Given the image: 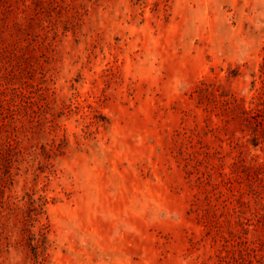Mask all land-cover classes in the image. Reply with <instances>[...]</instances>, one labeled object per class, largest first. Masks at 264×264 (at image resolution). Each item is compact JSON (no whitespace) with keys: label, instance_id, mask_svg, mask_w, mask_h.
<instances>
[{"label":"rangeland","instance_id":"rangeland-1","mask_svg":"<svg viewBox=\"0 0 264 264\" xmlns=\"http://www.w3.org/2000/svg\"><path fill=\"white\" fill-rule=\"evenodd\" d=\"M0 264H264V0H0Z\"/></svg>","mask_w":264,"mask_h":264},{"label":"trees","instance_id":"trees-1","mask_svg":"<svg viewBox=\"0 0 264 264\" xmlns=\"http://www.w3.org/2000/svg\"><path fill=\"white\" fill-rule=\"evenodd\" d=\"M0 145H5L7 150H11L14 147V142L12 140H6L2 142L0 139ZM41 197L34 198L32 196L29 197L31 209H28L24 214V223L27 230L31 233V240L33 241V251L35 254V260L38 264H43L46 259L47 249H48V240L47 233L45 230V224L39 226L37 230L31 229L34 226L35 220H37L36 214L40 213V211L45 206L46 201L41 202Z\"/></svg>","mask_w":264,"mask_h":264}]
</instances>
